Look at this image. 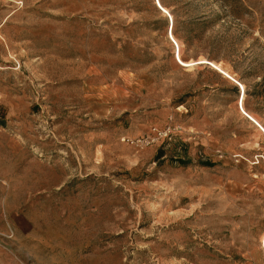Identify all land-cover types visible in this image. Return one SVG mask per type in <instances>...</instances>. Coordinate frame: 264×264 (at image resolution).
I'll use <instances>...</instances> for the list:
<instances>
[{
    "label": "rangeland",
    "instance_id": "374dc122",
    "mask_svg": "<svg viewBox=\"0 0 264 264\" xmlns=\"http://www.w3.org/2000/svg\"><path fill=\"white\" fill-rule=\"evenodd\" d=\"M5 261L264 264V0H0Z\"/></svg>",
    "mask_w": 264,
    "mask_h": 264
},
{
    "label": "crops",
    "instance_id": "0c3cea01",
    "mask_svg": "<svg viewBox=\"0 0 264 264\" xmlns=\"http://www.w3.org/2000/svg\"><path fill=\"white\" fill-rule=\"evenodd\" d=\"M10 229H11L10 231L13 232V231H12V228H10ZM15 229H16V230H15ZM18 229H20L19 226H18V228H14L15 233L18 232V231H17ZM16 231H17V232H16ZM13 233H14V232H13ZM13 235H14V234H13ZM5 253H6V252H5ZM1 257H2V256H1ZM4 264H9V263H7V261H5ZM15 264H16V262H15Z\"/></svg>",
    "mask_w": 264,
    "mask_h": 264
},
{
    "label": "bare ground",
    "instance_id": "6f19581e",
    "mask_svg": "<svg viewBox=\"0 0 264 264\" xmlns=\"http://www.w3.org/2000/svg\"><path fill=\"white\" fill-rule=\"evenodd\" d=\"M181 63H182V62H181ZM217 67H218V66H217ZM217 67H216V68H217ZM218 69H219V68H218Z\"/></svg>",
    "mask_w": 264,
    "mask_h": 264
}]
</instances>
